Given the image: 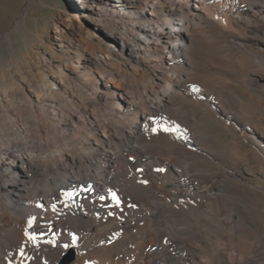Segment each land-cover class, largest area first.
Returning <instances> with one entry per match:
<instances>
[{
  "label": "bare ground",
  "instance_id": "obj_1",
  "mask_svg": "<svg viewBox=\"0 0 264 264\" xmlns=\"http://www.w3.org/2000/svg\"><path fill=\"white\" fill-rule=\"evenodd\" d=\"M78 1H104L117 20L87 8L92 27L76 18L78 29L55 36L31 78L0 58V264H61L68 249L76 257L66 264L253 261L234 240L207 239L199 254L185 239L204 232L192 214L204 200L220 206L228 238L257 237L246 210L220 194L263 191L264 169H245L258 177L250 189L213 168L195 173L201 162L212 167L201 139L214 132L183 118L197 121L198 111L237 149L264 147V0ZM93 30L121 47L95 44ZM168 104L179 114L153 123Z\"/></svg>",
  "mask_w": 264,
  "mask_h": 264
},
{
  "label": "rangeland",
  "instance_id": "obj_2",
  "mask_svg": "<svg viewBox=\"0 0 264 264\" xmlns=\"http://www.w3.org/2000/svg\"><path fill=\"white\" fill-rule=\"evenodd\" d=\"M192 1L194 3V6L199 7L200 4H197V0ZM96 3L97 5L95 6L98 7H89L88 4H81L78 0H64V2H60V0H0V58L9 60L14 70H16L18 73L16 77L27 74V76H29L30 78L33 77L40 70V68H38V66L40 67V54L47 47L55 46V44L57 43V39L55 36H57V34L66 36L67 34H72V29L77 30V19L79 23H81V25L87 28H91L92 24L88 23L86 18H96V14L101 13L105 15V18L108 21L115 22V20H117L116 17L118 16L116 15H119V12L107 9V6L105 7L103 5L104 1H96ZM79 6L82 7L79 8ZM83 8H85L86 10H83ZM87 8H91L96 14L94 12L91 13V11ZM70 24H73L71 28ZM96 30H93L95 36L93 42L95 44L99 45L100 41H106L108 43L110 42V44L113 43L116 48L118 46L121 47V44L119 45V39L116 43L111 42L109 39L103 37V34H99ZM177 32L178 33L176 34H174L173 32V34L175 35L174 41L178 42L183 38V36H181L180 31ZM28 61L30 63L29 67L31 69H27L26 71L24 70V66ZM4 69V65L0 62V75L3 73ZM10 78L13 79L12 77L6 76L2 80L3 84L7 85L11 81ZM109 87L112 90L120 89L118 85H113L111 83L109 84ZM177 103L182 104L187 108L190 107V103L183 101L182 97H180V101H178ZM162 107L161 109H156V112H154L155 114L153 113L151 115L153 123L159 120L169 119L170 115H178L180 112L178 106H174L171 104ZM169 107L170 109H168ZM196 113L198 114L197 121H192L188 116L184 117L183 120L188 123V126L191 123L190 128H192V126L194 125H196L194 126L196 129L205 128V126H207L208 128L212 129L214 133H212V135L208 136L207 138L201 139V141L209 147L206 155L211 157L210 161L212 162V167H210V165L206 162H201L199 166L201 170L197 167L195 169V173H197V171L206 172L208 168H213L216 169L215 171L222 174L230 183L250 189V182L258 181V177L254 174L249 175L245 169H247L248 171L252 169L257 171V168L264 169V147L261 144L255 145L256 152L253 151L248 153L245 152L244 149V151L240 148L237 149V147L235 146L237 145V143L235 144L231 134L226 133L224 127L220 125V127H218L213 119L208 118L206 115L203 116L198 111H196ZM152 138L155 137L152 136ZM157 138L160 139V137ZM219 145L222 148H219ZM237 146L239 147V145ZM239 150L241 151L239 152ZM215 153L217 155H214ZM236 164L238 166H236ZM241 173H244V177ZM221 195L228 197L232 202L241 205L246 210V212L249 214V219L246 220V223L248 226L254 229L257 237L244 239L242 237L240 238L239 236H234L232 238H228L226 236L227 229L223 224L226 216L222 215V213H219L220 206L214 202H212L211 205H208V201L204 200L199 207V210L201 211L197 210L192 213L193 216L204 225V232L202 234H197V239H185H189L197 245L196 251L198 250V245L202 244L205 246L207 244V239L218 242L222 241L226 244L228 240H234L239 246L238 250L241 254H243V257L245 259L252 258L253 260H243V264H264V190L249 192L247 196L245 195L235 197L230 193H221L220 196ZM159 201L162 202V199H159ZM224 210L226 214L229 213L227 208H224ZM163 216H170V213L161 211L156 215V217ZM204 219L209 222V225L203 223ZM257 219L259 220V222H257ZM191 220L194 223L196 222L194 218H192ZM64 236L68 235L65 234ZM64 236L62 234L59 237L63 238ZM204 249V247L203 249L200 248V250ZM226 249L229 250L230 247L226 245ZM206 250L209 253L213 251L212 249L207 248ZM71 252H73V260H71L70 262L75 260L76 254L74 250L68 249L64 252L60 259L61 264H66L63 263V261L65 257L68 256ZM201 256L204 257L203 254ZM208 259L209 258L205 260ZM189 264H191V262H189Z\"/></svg>",
  "mask_w": 264,
  "mask_h": 264
},
{
  "label": "snow or ice",
  "instance_id": "obj_3",
  "mask_svg": "<svg viewBox=\"0 0 264 264\" xmlns=\"http://www.w3.org/2000/svg\"><path fill=\"white\" fill-rule=\"evenodd\" d=\"M162 130L165 132L176 131V129H168V128H163ZM153 131H155V129H153ZM160 171H163V170L160 169ZM65 195L71 197L73 195V193H65ZM31 224H32V221L30 220L29 226H31Z\"/></svg>",
  "mask_w": 264,
  "mask_h": 264
},
{
  "label": "water",
  "instance_id": "obj_4",
  "mask_svg": "<svg viewBox=\"0 0 264 264\" xmlns=\"http://www.w3.org/2000/svg\"><path fill=\"white\" fill-rule=\"evenodd\" d=\"M60 2H64V0H60ZM73 260V252H71L68 256L65 257L63 263H68Z\"/></svg>",
  "mask_w": 264,
  "mask_h": 264
}]
</instances>
